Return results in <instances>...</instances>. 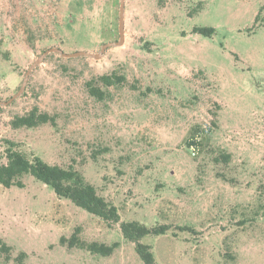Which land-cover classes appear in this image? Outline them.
I'll use <instances>...</instances> for the list:
<instances>
[{
  "label": "rangeland",
  "instance_id": "1",
  "mask_svg": "<svg viewBox=\"0 0 264 264\" xmlns=\"http://www.w3.org/2000/svg\"><path fill=\"white\" fill-rule=\"evenodd\" d=\"M121 6L0 0V163L13 142L81 172L121 221L170 225L142 239L161 264H264V0H124L123 42L96 57L120 39ZM36 106L55 124L13 126ZM20 181L0 183V264H144L119 223ZM77 228L118 245H63Z\"/></svg>",
  "mask_w": 264,
  "mask_h": 264
},
{
  "label": "trees",
  "instance_id": "2",
  "mask_svg": "<svg viewBox=\"0 0 264 264\" xmlns=\"http://www.w3.org/2000/svg\"><path fill=\"white\" fill-rule=\"evenodd\" d=\"M195 31L212 36L215 28L197 27ZM99 79L106 85H111L124 81L125 77L113 74L103 75ZM90 89L93 95L100 98L103 96L100 88L90 84ZM49 121L55 124L53 116L47 112H42L36 106L29 113L16 116L12 124L14 127H34ZM8 143L9 146L5 151L7 162L0 163V183L2 185L8 188L14 185L21 186L20 178L25 174H30L52 188L59 197L70 200L76 206L102 218L106 222L119 223L124 238L135 243L136 251L144 264H161L157 261L152 246L144 243L142 239L150 234H166L171 228L170 225L157 224L155 226H147L139 221H121L118 207L102 196L97 188L85 179L81 172L73 167L66 168L57 164H50L40 156L30 158L22 150L15 148L13 142L9 141ZM60 241L63 245H68L72 248H86L92 253L103 256L111 255L118 245V243L108 245L98 241L86 242L80 238L78 228L69 238L62 236ZM0 249L8 252L11 250V247L2 237H0ZM24 256H26L25 253L20 254V258Z\"/></svg>",
  "mask_w": 264,
  "mask_h": 264
},
{
  "label": "water",
  "instance_id": "3",
  "mask_svg": "<svg viewBox=\"0 0 264 264\" xmlns=\"http://www.w3.org/2000/svg\"><path fill=\"white\" fill-rule=\"evenodd\" d=\"M123 27H124V0H122V6H121V12H120V25H119V29H120V39L116 43H107V44H105L102 47L101 53L98 54V55H96V57H100L107 48H109L111 46H114V45H119V44H121L123 42V39H124V30H123ZM50 51L60 52L62 55L67 56V57H74V56H79V55H90V56L92 55V54H90L88 52H75V53H72V54H65L64 52H62L61 50H58V49H53V50H50ZM41 59H39L38 62ZM27 78H28V74H27V77L25 79V82H26ZM24 85H25V83H24ZM23 89H24V86H23L22 90ZM14 98L15 97L11 98L7 103L11 102Z\"/></svg>",
  "mask_w": 264,
  "mask_h": 264
}]
</instances>
